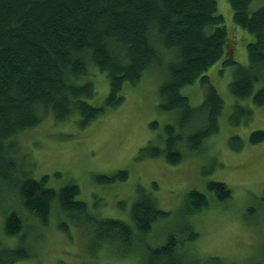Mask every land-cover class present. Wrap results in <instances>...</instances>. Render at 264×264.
<instances>
[{
	"label": "trees",
	"instance_id": "1",
	"mask_svg": "<svg viewBox=\"0 0 264 264\" xmlns=\"http://www.w3.org/2000/svg\"><path fill=\"white\" fill-rule=\"evenodd\" d=\"M227 1L234 23L254 35L246 45L247 65L233 59L217 0H0V184L10 181L16 169L13 149L19 134L48 115L58 121L75 116L79 128H85L107 110L121 105L124 84L138 83L146 71L157 67L166 71L159 86V106L176 112L177 126L165 125L164 147H147L146 154L164 155L170 164L183 159L180 131L196 120L197 114L202 124L187 135L189 150L197 149L218 131L223 101L205 72L219 59L224 65L235 66L228 86L231 95L237 99L252 96L254 105H263L264 86L254 89L264 78V0H257L262 5L252 11V0ZM93 66L105 73L109 83L102 106L88 102L95 95L94 84L87 78ZM197 79L206 90L201 105L194 108L180 90ZM246 109L234 107L235 113L250 115ZM151 125L155 128L157 123ZM262 140L263 130L250 134L251 143ZM126 177L122 171L99 177L98 181ZM47 180V175L39 179L23 176L13 182L26 216L46 225L51 205L56 202L60 212L79 214L93 226L99 247L119 245L125 254V248L136 238L149 234L157 218L167 215L151 194L139 192L130 206L131 223L94 218L84 202L75 200L79 194L75 183L56 192L46 186ZM208 189L220 199L230 196L229 188L221 182H210ZM187 201L189 212L207 205L205 195L198 191H191ZM26 227L16 212L5 219L7 235L20 234ZM176 244L177 238L170 236L163 245L147 250V264H182ZM28 256L21 246L16 250L3 247L0 264H14ZM206 263L237 264L216 256L207 258Z\"/></svg>",
	"mask_w": 264,
	"mask_h": 264
},
{
	"label": "rangeland",
	"instance_id": "2",
	"mask_svg": "<svg viewBox=\"0 0 264 264\" xmlns=\"http://www.w3.org/2000/svg\"><path fill=\"white\" fill-rule=\"evenodd\" d=\"M259 1L252 0L251 11L262 5ZM217 12L224 18L233 59L247 65L246 45L254 35L234 23L227 0H217ZM167 61L165 56L164 64ZM234 67L224 65L221 58L205 72L223 101L218 131L197 149L189 150L185 139L202 124L197 114V119L180 131L184 156L177 164L168 163L164 155L146 154L147 147H164L165 125L177 126L176 112L159 106V86L166 77L165 68L160 67L146 71L136 84H124L121 105L107 110L85 128H79L75 116L58 121L48 115L19 134L13 149L16 169L10 181L0 184V249L21 246L29 253L14 264H147V250L175 236L182 264H207L206 259L213 256L237 264L264 263V140L249 141L253 131H264V104L254 105L252 96L237 99L231 95L228 86ZM87 78L95 88L88 102L104 105L109 91L105 73L93 66ZM261 86L264 78L254 91ZM205 90L197 79L180 92L197 108ZM235 106L247 108L250 115L235 113ZM153 122L157 123L155 128ZM122 171L127 173L124 180L98 181L99 177ZM44 175L48 176L46 186L56 192L75 183L79 188L75 200L84 202L94 218L131 223L130 206L139 192L151 194L167 215L157 218L149 234L136 238L125 248V254L119 245L99 247L93 226L79 214L60 212L56 202L51 205L46 225L26 216L13 182L23 176L39 179ZM210 182L224 183L230 196L218 198L208 189ZM191 191L204 194L207 205L189 212ZM12 212L19 214L28 227L10 236L4 224ZM192 233L194 238L189 239Z\"/></svg>",
	"mask_w": 264,
	"mask_h": 264
}]
</instances>
